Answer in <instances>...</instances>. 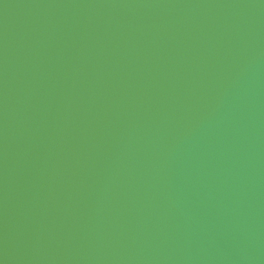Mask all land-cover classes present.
<instances>
[{
  "label": "water",
  "instance_id": "1",
  "mask_svg": "<svg viewBox=\"0 0 264 264\" xmlns=\"http://www.w3.org/2000/svg\"><path fill=\"white\" fill-rule=\"evenodd\" d=\"M0 264H264V0H0Z\"/></svg>",
  "mask_w": 264,
  "mask_h": 264
}]
</instances>
